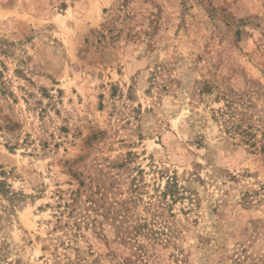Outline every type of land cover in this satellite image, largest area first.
<instances>
[{
  "label": "rangeland",
  "instance_id": "obj_1",
  "mask_svg": "<svg viewBox=\"0 0 264 264\" xmlns=\"http://www.w3.org/2000/svg\"><path fill=\"white\" fill-rule=\"evenodd\" d=\"M0 264H264V0H0Z\"/></svg>",
  "mask_w": 264,
  "mask_h": 264
}]
</instances>
